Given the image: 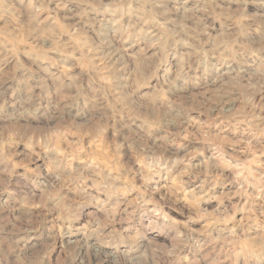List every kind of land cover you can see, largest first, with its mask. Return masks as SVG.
I'll return each mask as SVG.
<instances>
[{
	"label": "clouds",
	"instance_id": "1",
	"mask_svg": "<svg viewBox=\"0 0 264 264\" xmlns=\"http://www.w3.org/2000/svg\"><path fill=\"white\" fill-rule=\"evenodd\" d=\"M0 264H264V0H0Z\"/></svg>",
	"mask_w": 264,
	"mask_h": 264
}]
</instances>
